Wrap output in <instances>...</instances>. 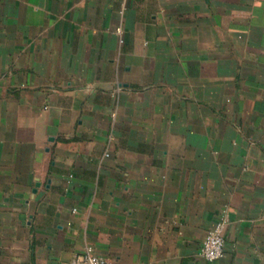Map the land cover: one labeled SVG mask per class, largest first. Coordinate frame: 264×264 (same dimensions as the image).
Here are the masks:
<instances>
[{"label":"crops","instance_id":"crops-1","mask_svg":"<svg viewBox=\"0 0 264 264\" xmlns=\"http://www.w3.org/2000/svg\"><path fill=\"white\" fill-rule=\"evenodd\" d=\"M88 246L264 264V0H0V264Z\"/></svg>","mask_w":264,"mask_h":264},{"label":"built area","instance_id":"built-area-1","mask_svg":"<svg viewBox=\"0 0 264 264\" xmlns=\"http://www.w3.org/2000/svg\"><path fill=\"white\" fill-rule=\"evenodd\" d=\"M117 34H121V30L118 29ZM228 225L227 214L223 213L218 218L214 227L208 231L205 235L200 251L199 256L207 261L214 262L222 258L224 255V230ZM68 264H109L107 258L95 254L92 247L88 246L85 248L82 254L75 255Z\"/></svg>","mask_w":264,"mask_h":264},{"label":"water","instance_id":"water-1","mask_svg":"<svg viewBox=\"0 0 264 264\" xmlns=\"http://www.w3.org/2000/svg\"><path fill=\"white\" fill-rule=\"evenodd\" d=\"M37 187H38V184L36 183L33 189V193H35Z\"/></svg>","mask_w":264,"mask_h":264}]
</instances>
